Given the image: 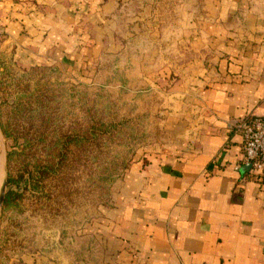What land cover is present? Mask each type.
I'll return each instance as SVG.
<instances>
[{
    "label": "rangeland",
    "instance_id": "1",
    "mask_svg": "<svg viewBox=\"0 0 264 264\" xmlns=\"http://www.w3.org/2000/svg\"><path fill=\"white\" fill-rule=\"evenodd\" d=\"M55 2L58 18L72 30L53 61L30 59L0 27L4 121L28 136L32 147L26 162L53 160L56 165L42 192L26 194L20 208L6 213L3 205L0 264H37L44 258L109 264L104 252L110 245L101 241L97 223L113 212L127 171L187 140L172 132L169 120H179L171 114L185 100L180 84L193 81L199 61L210 52V39L196 52L200 39L195 37L209 24L227 25L229 13H264V0H232V5L230 0ZM28 36L27 46L35 49ZM17 99L23 106H16ZM36 100L40 109L33 118L28 109ZM62 135L71 136L66 149L57 138ZM0 150L6 177L8 143L1 128Z\"/></svg>",
    "mask_w": 264,
    "mask_h": 264
},
{
    "label": "crops",
    "instance_id": "2",
    "mask_svg": "<svg viewBox=\"0 0 264 264\" xmlns=\"http://www.w3.org/2000/svg\"><path fill=\"white\" fill-rule=\"evenodd\" d=\"M57 9L55 0H0V27L30 59L53 61L72 30ZM228 18L195 37V51L210 39V52L193 81L180 84L185 100L171 114L179 120H169L187 140L149 156L146 165L136 162L113 212L97 223L110 245L109 264H264V176L243 161L242 129L264 118V13L239 10ZM61 59L72 63L68 55ZM44 262L66 264H37Z\"/></svg>",
    "mask_w": 264,
    "mask_h": 264
},
{
    "label": "trees",
    "instance_id": "3",
    "mask_svg": "<svg viewBox=\"0 0 264 264\" xmlns=\"http://www.w3.org/2000/svg\"><path fill=\"white\" fill-rule=\"evenodd\" d=\"M18 102L19 99L15 102L16 106H23L18 104ZM39 109L40 102L36 100L34 103H30L28 111L35 118L39 115ZM0 128L8 143L7 163L9 173L7 174L6 182L8 190L4 200V212L6 213L10 209L20 208L26 194L42 192L48 186L47 183L55 173L56 165L53 160H48L45 163L41 161L26 162L25 158L29 155L27 151L32 147L28 136L13 128V125L9 122H5L1 111ZM57 138H59L60 147L63 149L70 147L71 144L68 141L71 136L62 135L57 136ZM53 146L55 147L56 144ZM51 156L52 154H48V157Z\"/></svg>",
    "mask_w": 264,
    "mask_h": 264
},
{
    "label": "built area",
    "instance_id": "4",
    "mask_svg": "<svg viewBox=\"0 0 264 264\" xmlns=\"http://www.w3.org/2000/svg\"><path fill=\"white\" fill-rule=\"evenodd\" d=\"M244 163L264 176V118H254L242 125Z\"/></svg>",
    "mask_w": 264,
    "mask_h": 264
},
{
    "label": "water",
    "instance_id": "5",
    "mask_svg": "<svg viewBox=\"0 0 264 264\" xmlns=\"http://www.w3.org/2000/svg\"><path fill=\"white\" fill-rule=\"evenodd\" d=\"M6 163H7V160H6ZM4 166H5V164H4ZM4 172H5V167H4ZM6 182H7V176L4 177L3 183L0 187V211L4 205V200H5V196H6Z\"/></svg>",
    "mask_w": 264,
    "mask_h": 264
},
{
    "label": "bare ground",
    "instance_id": "6",
    "mask_svg": "<svg viewBox=\"0 0 264 264\" xmlns=\"http://www.w3.org/2000/svg\"><path fill=\"white\" fill-rule=\"evenodd\" d=\"M4 164H5V161H4V158H3V154H2V151L0 150V187L3 183V179H4Z\"/></svg>",
    "mask_w": 264,
    "mask_h": 264
}]
</instances>
